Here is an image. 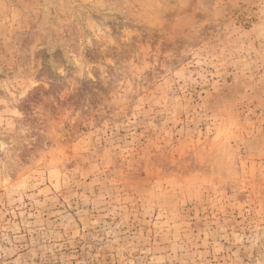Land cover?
Returning <instances> with one entry per match:
<instances>
[{
  "label": "rangeland",
  "instance_id": "374dc122",
  "mask_svg": "<svg viewBox=\"0 0 264 264\" xmlns=\"http://www.w3.org/2000/svg\"><path fill=\"white\" fill-rule=\"evenodd\" d=\"M0 264H264V0H0Z\"/></svg>",
  "mask_w": 264,
  "mask_h": 264
}]
</instances>
